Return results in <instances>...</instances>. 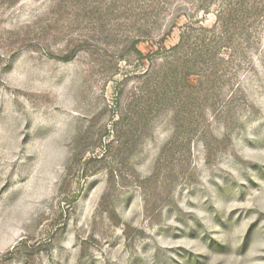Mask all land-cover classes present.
Here are the masks:
<instances>
[{"label":"rangeland","instance_id":"374dc122","mask_svg":"<svg viewBox=\"0 0 264 264\" xmlns=\"http://www.w3.org/2000/svg\"><path fill=\"white\" fill-rule=\"evenodd\" d=\"M0 264H264V0H0Z\"/></svg>","mask_w":264,"mask_h":264},{"label":"trees","instance_id":"16d2710c","mask_svg":"<svg viewBox=\"0 0 264 264\" xmlns=\"http://www.w3.org/2000/svg\"><path fill=\"white\" fill-rule=\"evenodd\" d=\"M241 9L244 11V9H245L244 6H242Z\"/></svg>","mask_w":264,"mask_h":264}]
</instances>
